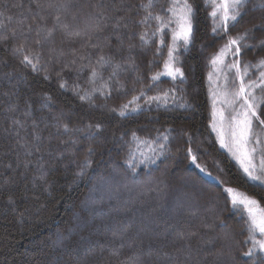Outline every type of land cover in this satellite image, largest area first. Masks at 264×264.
Segmentation results:
<instances>
[{
  "label": "trees",
  "instance_id": "16d2710c",
  "mask_svg": "<svg viewBox=\"0 0 264 264\" xmlns=\"http://www.w3.org/2000/svg\"><path fill=\"white\" fill-rule=\"evenodd\" d=\"M140 2L0 0V11L5 17L13 18L6 28L0 29V35H10L17 29L15 39L0 42V264H172L169 255L175 257L179 249L189 246L203 249L201 264H222L229 251L239 257L235 264L247 261L241 255L250 247L243 243L247 237L246 231L241 234L244 221L238 212L229 210L231 204L223 187L237 188L257 199L261 206H264V188L247 181L239 164L220 148L209 127L212 103L208 59L227 37L220 40L212 36V21L208 17L211 7L206 8L204 0H192L197 7L196 38L189 51L180 54L187 80L175 85L183 90L192 108L165 109L156 103L145 105L144 98H140L136 103L142 109L121 117L118 115L121 105L139 96L142 89L147 96H152L174 87L170 78L162 77L157 87L147 89L149 77L163 70L170 33L162 55H154L156 42L146 46L140 43L139 33L145 30L144 26L130 22L127 29L114 31L112 28L115 17L128 15L127 6ZM101 3L107 5L106 14L113 19L107 21L108 27L99 34V48L87 46L86 36L75 41L67 38L55 25V17L59 16L72 29H83L92 21L98 10L96 6ZM60 4L69 7L66 10L50 7ZM121 4L125 7L114 11L113 5L119 8ZM161 4L166 6V0H156L154 13ZM141 15L142 12L135 15L133 10L131 19L139 20ZM29 25L31 32H27ZM37 25L55 27L53 35L43 43L45 59L53 48L56 54L63 53L59 62L47 65L49 79H44L45 69L33 73L19 63L18 57L11 55V49L21 43L40 50L34 45ZM155 26L152 21L149 34ZM238 30L240 26L229 35ZM91 43H97V39ZM73 55H86L88 59L83 63L91 66H96L100 55L111 56L113 63L121 64L122 69L111 80L110 66L98 69L100 78L93 83L89 80V68L79 74L67 69L61 72ZM252 55L248 53L244 59H252ZM133 60L134 67L130 66ZM151 60L158 62L149 65ZM62 80L67 82L63 89L59 86ZM105 83L108 88H102ZM93 88L105 94L93 92ZM85 92L92 93L91 99L81 101L79 96ZM45 95L50 100L47 107H42ZM10 104H17V111H7ZM26 104L32 106L30 117L24 114ZM13 119L25 123L20 136L33 144L31 155L18 146ZM89 123L104 125L101 136L92 143L98 149L94 159L100 160L103 152L108 163L90 172L89 178L75 179L74 173L78 171L75 162L83 158L90 141L84 138L83 132L65 133L60 125L83 128ZM9 128L12 133H5ZM166 129L175 130L174 139L168 145L172 153L178 147L189 146L180 136L182 131H191L195 137L193 146H200L198 163L226 184L218 186L190 163L183 151L175 158L161 157L156 165L148 168L140 166L136 173L127 170L123 163L127 145L121 137L128 140L135 131L141 139H151L157 130ZM34 131L40 137L38 141L33 140ZM109 153L111 159H108ZM27 161L31 163L25 167ZM112 168L120 169L119 174L111 176ZM101 174L103 181L99 180ZM10 198L15 201L14 205L9 204ZM216 216L225 220V228L218 226V220L215 228L205 226L212 224ZM226 231L232 233L231 239H224ZM221 253L224 255L218 260Z\"/></svg>",
  "mask_w": 264,
  "mask_h": 264
},
{
  "label": "snow or ice",
  "instance_id": "6c2138e0",
  "mask_svg": "<svg viewBox=\"0 0 264 264\" xmlns=\"http://www.w3.org/2000/svg\"><path fill=\"white\" fill-rule=\"evenodd\" d=\"M22 6V5H21ZM37 8L40 7L37 3ZM204 6L211 7L208 12V17L212 21L211 34L215 39L223 40L227 37L225 43L221 44L218 49L211 54L208 59V65L211 71L207 74V79L211 85L209 95L212 98V110L209 127L211 131L216 133L217 142L220 147L226 149L231 156L239 164L247 181L252 182L255 186L264 188V0H204ZM50 7L64 8L69 7L68 4L50 5ZM97 11L93 15L91 22L87 23L83 29H72L68 24L62 23L59 16L55 17V25L59 26L64 35L73 41L82 39L85 36L87 46L91 48H99V34L103 33L108 27L107 21L113 19L112 16L106 14L107 5L101 3L97 6ZM125 7L121 4L119 8L113 5L114 11H120ZM129 9L128 15L115 17V22L112 24L114 31H119L121 28H128L130 22L144 26L145 30L139 33L141 45H150L152 42L157 43L156 53L154 55H162V49L165 46V41L170 33L171 40L167 44V57L163 62V70L157 71L149 77L148 90L157 87L161 78H170L174 87L164 89L161 93L147 96L145 90H141L139 96L133 97L131 101L121 105L118 115L126 117L129 113H135L142 109V105L136 103L140 98H144L145 105L156 103L157 107L165 109L172 107L176 109L190 110L192 105L189 104L182 94V89H177L175 85L182 84L187 80V76L182 67L180 60L181 52H188L190 47L195 42L196 17L197 7L192 0H166L165 4H161L158 12H153L156 7V0H141L139 4L127 6ZM140 16L139 20L133 21V15ZM11 16L5 17V13L0 11V29L7 27L12 21ZM44 19V17H40ZM7 21V23H6ZM155 22V28L149 34L148 28L151 27V22ZM22 23V22H21ZM240 26L234 35H229L232 29ZM32 31V26L27 27V32ZM55 31V27L47 28L43 25L36 27V39L34 45L39 51L26 47L24 43L18 44L11 49V55L19 58V63L25 68H30L33 73H39L41 69H45L44 79H49L47 74V65L59 62L63 53L56 54L53 48L49 51L45 59L43 53V43L50 39ZM41 33H45L41 37ZM131 35H135L132 33ZM17 29H13L10 35H0V42L7 43L9 39H15ZM96 38L97 43H91ZM25 40L27 36L25 35ZM123 41L121 40V46ZM131 48L132 45H129ZM252 53V59H244L248 54ZM88 57L80 55L73 58L69 62H65L61 68V72L65 69L82 73L86 68L90 69V82L100 78L98 69H103L107 66L112 68L109 80L119 74L122 65L113 63V57L100 55L96 61V66L83 63ZM77 60L80 63L77 65ZM156 60L149 61V65L157 63ZM71 65V67H69ZM130 66L134 67V60ZM61 73H57L59 76ZM215 77V80L213 79ZM117 83H119L117 81ZM60 88H66L67 82L61 81ZM79 87L78 85L76 86ZM105 83L102 88H108ZM93 92L100 91L101 95L105 93L101 89L93 88ZM5 95H12L5 93ZM92 93L85 92L80 95L81 101L90 100ZM50 97H44L42 107L48 106ZM222 105L217 108V104ZM130 105H132L130 107ZM18 109L17 104H10L7 111L15 112ZM113 112L116 109H112ZM25 117L32 115V106L26 104ZM12 126L14 127V135L17 138L19 147L25 150V153L31 155L33 144L24 140L20 136L22 129L26 127L24 122L18 119H13ZM36 124L33 123L35 129ZM64 132H83L84 138L90 141L86 148L84 156L79 161H76L78 171L74 173L75 179L89 178L90 172H95L96 168L102 165H107L108 160L104 158L103 152H100L101 159L95 160L98 149L94 143L101 136L104 125L102 123H89L83 128H69L68 124H61ZM5 133H12V128L5 129ZM174 129H166L164 132L157 130L156 135L151 139H141L136 132H132L131 138L124 140L127 145V151L123 160L124 166L132 173L137 172V168L143 166L148 168L151 165H156L159 158L163 157L167 160L170 156H175L183 151L184 157L200 172L216 181L217 185H225L226 182L220 180L218 176H213L211 172L198 163L200 159V146L194 144V135L191 131H182L180 139L186 140L189 145L186 149L178 147L176 153H172L168 145L174 139L172 132ZM33 140L38 141L40 137L33 132ZM63 143V141H62ZM76 143L75 140L72 141ZM121 146L118 145L119 150ZM36 151L39 148L36 147ZM61 156L63 154H60ZM111 159V153L109 158ZM259 159V164L256 163ZM31 161L25 163V167ZM42 167V166H41ZM120 169L112 168L110 175H118ZM39 179H43L40 176ZM104 177L101 174L99 180L103 181ZM223 192L226 194V200L230 201V211L235 210L240 214V218L244 221L241 225V234L247 232V237L243 241L245 245H250L247 251L241 255L247 258L245 264H264V206L254 197L240 191L231 186H224ZM15 201L9 199V204L14 205ZM22 215V214H21ZM219 221V227L225 228V220L216 216L212 224L205 225L208 228H215L216 221ZM259 237V239L257 238ZM232 233L226 231L224 239H231ZM207 243H211L208 241ZM203 249H192L190 246L187 249L181 248L178 250L175 257L169 255V260L172 264H201L200 253ZM258 253L260 254L258 256ZM224 254L218 255V260ZM182 257V258H181ZM239 259L232 251L227 253L222 264H235Z\"/></svg>",
  "mask_w": 264,
  "mask_h": 264
},
{
  "label": "rangeland",
  "instance_id": "374dc122",
  "mask_svg": "<svg viewBox=\"0 0 264 264\" xmlns=\"http://www.w3.org/2000/svg\"><path fill=\"white\" fill-rule=\"evenodd\" d=\"M211 103H212V98H211ZM222 105H220L219 103L217 104V108H219V107H221ZM215 136H216V133H215ZM216 139H217V137H216ZM219 144V143H218ZM220 146V145H219ZM221 148V147H220ZM222 150H224V151H226L230 156H231V154L226 150V149H223V148H221ZM233 158V157H232ZM234 159V158H233ZM235 160V159H234ZM236 161V160H235ZM256 163L257 164H259V159H257V161H256ZM258 239H259V237H257Z\"/></svg>",
  "mask_w": 264,
  "mask_h": 264
}]
</instances>
